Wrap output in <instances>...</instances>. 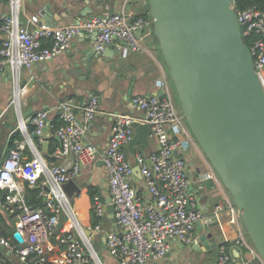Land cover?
<instances>
[{"label": "built area", "instance_id": "2783aa9c", "mask_svg": "<svg viewBox=\"0 0 264 264\" xmlns=\"http://www.w3.org/2000/svg\"><path fill=\"white\" fill-rule=\"evenodd\" d=\"M6 1L11 12L0 11V74L11 70L15 79H19L23 68H31L66 52L73 39L82 33L92 36L93 47L99 53L113 48L125 57L145 52L146 39L155 34L154 18L129 11V0H123L116 12L93 15L78 24L52 26L42 22L40 14L33 15L30 22L34 28L20 21L23 0ZM231 6L242 37L258 35L249 51L264 85V11L255 6L238 10L235 0ZM45 40L50 43L45 44ZM133 102L142 114L138 117L111 114L114 125L103 154L87 139L100 113L99 95H92L81 106L68 100L55 109H43L34 115L32 133L39 143L45 142V127H53L60 142L50 159L25 160L28 142L18 140L0 166V208L16 218L15 233L19 232L24 238L22 243L15 236H6L0 228V247L26 264H93L94 255L99 257L93 238L87 236L84 227H78L73 205L62 185L77 180L85 166L100 159L105 162L109 203L114 205L115 211L112 225L106 228L103 220L109 215L108 203L96 195L93 208L98 223L90 229L105 235L106 248L119 264L162 260L171 251L172 239L194 247L200 245L199 223L209 227L223 215H228L234 224L243 221L241 210L230 200L218 203L212 213H205L190 193L191 179L185 153L193 141L186 115L178 109L171 94L167 92L162 98L137 95ZM53 112L62 119L61 125L56 126L50 120ZM134 121L150 126L149 138L157 145L149 155H135L147 186L145 197L138 194L132 183L134 165L125 149L135 135ZM28 187L41 190L40 195L46 201L44 207L28 206ZM4 190H7L5 195L2 194ZM64 214L69 216V228L63 223ZM238 244H245L242 234ZM217 263L235 264L226 244L219 247Z\"/></svg>", "mask_w": 264, "mask_h": 264}, {"label": "crops", "instance_id": "0c3cea01", "mask_svg": "<svg viewBox=\"0 0 264 264\" xmlns=\"http://www.w3.org/2000/svg\"><path fill=\"white\" fill-rule=\"evenodd\" d=\"M88 1V4L83 1L81 6H87L91 10H88L85 16H78L74 12H68L71 0H23L20 21L23 25L34 28L35 25L30 22V18L40 14L42 22L52 26H64L74 24L77 19L116 12L123 4V0ZM45 8H48L54 15H58V18L53 15L52 24L45 19ZM127 9L149 17L150 1L129 0ZM0 11L11 12L6 0H0ZM44 43L49 44L50 41L45 40ZM88 45L93 47V38L88 33H82L73 39L71 47L66 52L56 58L36 64L31 68H23L19 79L14 78L11 70L0 74V166L18 140L28 142L24 151L25 160H32L36 157H43L47 160L51 158L52 151L60 142L55 129L48 127L49 131L45 133V142L42 144L32 133L34 125L31 120L37 112L43 109H55L60 103L68 100H74L81 106L92 95H99L100 113L93 121L87 139L103 154L114 125L112 113L138 117L142 111L133 102L135 96L158 95L162 91L164 95H167V92L173 94L171 81L162 64V59L158 56L160 43L158 46L155 34L146 39L145 52L134 53L127 57L120 52L114 57H93L88 60L89 67L87 68L83 65L82 56ZM76 112L78 113L79 109H76ZM57 117L60 118L55 112L50 114L52 123ZM192 141L191 147L185 153L191 179L189 191L196 198L200 197L201 200L205 198L202 202H198V206L203 212L212 213L218 203H226L230 200L229 189L219 178L207 155L193 136ZM149 143L148 147L143 144L136 145L134 155L129 150V145L125 149L130 156L135 157L136 153H142L139 148L144 147L145 151L142 154L149 155L157 147L155 141L150 138ZM99 161L83 168L82 175L76 180L82 190L71 201L77 221L84 228L93 227L94 219L89 185L95 186L98 190L97 195L110 204L107 169L105 166H99ZM133 165L135 170L137 164ZM132 183L138 190V194L145 197L147 186L138 173H134ZM2 218L6 221L7 227ZM68 219L69 216L64 214L63 223H66V228H69L71 224ZM15 222L16 218H10L0 208V227L2 230L5 229L9 237H11L10 231L15 232ZM112 223L113 219L109 215L103 220L106 228H109ZM242 223L243 221L234 224L230 222L228 215H223L216 225L203 227L201 231L197 228L200 234L207 233L211 242L215 243L211 250L199 251L194 246L187 245L178 239H172V248L168 255L159 261L152 260L149 264H218V251L223 244L229 248L235 264H264V259L253 248L248 235L244 232ZM241 234L245 244H238ZM92 238L93 242L104 243L103 248H106L103 233H94ZM0 248L11 256L14 264H25L3 247ZM107 252L104 255L112 257L107 260V264H119Z\"/></svg>", "mask_w": 264, "mask_h": 264}, {"label": "water", "instance_id": "95a60500", "mask_svg": "<svg viewBox=\"0 0 264 264\" xmlns=\"http://www.w3.org/2000/svg\"><path fill=\"white\" fill-rule=\"evenodd\" d=\"M83 1L89 2L71 0L68 12L87 15L91 9L81 6ZM149 1L155 35L190 128L232 193L264 259V85L243 40L232 0ZM44 11L46 21L52 24L54 14L48 8ZM116 53L119 50L113 48L99 53L88 45L83 51V65L88 68L89 59L114 57ZM158 96L164 97V92ZM132 125L135 135L128 148L134 155L136 145H150L151 129L139 121ZM48 131L45 127L44 133ZM98 164L104 166L105 162L101 159ZM134 173L142 177L138 166ZM62 189L72 201L82 187L72 180L64 183ZM2 193L5 195L7 190ZM107 211L113 219L114 205L108 204ZM78 227L83 228L80 223ZM203 227L208 225L198 224L199 231ZM84 230L93 237L90 228ZM15 238L24 242L19 232ZM200 239V245L195 247L199 251L215 246L207 233L201 234Z\"/></svg>", "mask_w": 264, "mask_h": 264}, {"label": "trees", "instance_id": "16d2710c", "mask_svg": "<svg viewBox=\"0 0 264 264\" xmlns=\"http://www.w3.org/2000/svg\"><path fill=\"white\" fill-rule=\"evenodd\" d=\"M235 5H236V9H238V10H244V9L249 8V7L255 6V7L264 11V0H235ZM149 16H151V14H149ZM257 38H258V35H256V34H252L249 36H243V40H244V42L248 48L251 47L252 43ZM62 123H63V121L59 117H57L54 120V124L56 126L61 125ZM88 187H89V195L91 197L92 205H93L94 197L97 195L98 190L93 185H89ZM40 191L41 190L38 188H29V187L27 188L26 199H27L28 206L33 207V208H39V207H44L46 205L45 197L40 195ZM92 213L94 216L93 217L94 218L93 219V226H94L98 223V218L95 215L93 207H92ZM2 221L4 222L5 227H7L6 221L3 218H2ZM3 232L6 236H9V234L5 232V229L3 230ZM10 235H11V237H14L15 232L13 233L12 231H10ZM0 264H14V262L11 259V256L4 253V251L1 248H0Z\"/></svg>", "mask_w": 264, "mask_h": 264}, {"label": "rangeland", "instance_id": "374dc122", "mask_svg": "<svg viewBox=\"0 0 264 264\" xmlns=\"http://www.w3.org/2000/svg\"><path fill=\"white\" fill-rule=\"evenodd\" d=\"M151 16H152V15H151ZM155 37H156V39H157V43H158V46H159L158 37H157L156 35H155ZM158 50H159V52H158V56L160 57V59H162V64H163V66L165 67V71H166V73H167V75H168V78H169L170 81H171L172 90H173V91H172L173 94H172L171 96L173 97V99H174L175 103L177 104V107H178V109L181 111V113H184V111H183V109H182L181 101H180V99H179L178 92H177L176 87H175V83L173 82V80L171 79V76H170V69H169V67H168V65H167V63H166V61H165V59H164V56H163V54H162L161 49L159 48ZM186 121H187L186 123H187V125H188V128H189L190 131H191V135L195 138V141H197V144L200 145V143L198 142V140H197L196 136L194 135L192 129L190 128V125H189V123H188L187 117H186ZM125 148H126V147H125ZM139 149H140V151H141L142 153L145 151L144 147H140ZM129 158L131 159V161L133 162V164H137V161H136V158H135V157L129 155ZM187 160H188V157H187ZM219 178H220V176H219ZM220 179H221V178H220ZM229 191H230V190H229ZM229 191H228V193H229V195H230V200H231V202H232L235 206H237L236 203H235V199H234L232 193L229 192ZM204 199H205V198H203V199L201 200L200 197H198V198H197V202L200 203V202H202ZM225 201H226V199H225ZM226 202H227V201H226ZM237 207H238V206H237ZM242 226H243L244 232L248 235V237H249V241H250V243L252 244L253 248L256 249V250L258 251V249H257V247H256V245H255V243H254V240H253V238H252V236H251L249 230L247 229L246 225L244 224V222L242 223ZM104 245H105L104 243H103V244H99L97 241L93 242V246H94L95 251L97 252L98 256L100 257V261H101V263H102V264H107V260H108L109 258H112V257H111L110 255H104V254L107 252V248H103ZM105 251H106V252H105ZM258 252H259V251H258ZM107 253H108V252H107ZM108 254H109V253H108ZM150 262H152V261H149V262H147L146 264H149ZM93 264H100V263H99V259H97V257H96L95 255H94V259H93Z\"/></svg>", "mask_w": 264, "mask_h": 264}, {"label": "bare ground", "instance_id": "6f19581e", "mask_svg": "<svg viewBox=\"0 0 264 264\" xmlns=\"http://www.w3.org/2000/svg\"><path fill=\"white\" fill-rule=\"evenodd\" d=\"M98 259H99V257H98Z\"/></svg>", "mask_w": 264, "mask_h": 264}]
</instances>
